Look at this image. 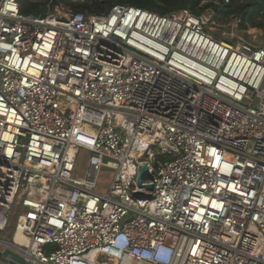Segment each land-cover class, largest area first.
Returning a JSON list of instances; mask_svg holds the SVG:
<instances>
[{"label": "built area", "instance_id": "obj_1", "mask_svg": "<svg viewBox=\"0 0 264 264\" xmlns=\"http://www.w3.org/2000/svg\"><path fill=\"white\" fill-rule=\"evenodd\" d=\"M47 1L0 0V243L29 264H264V31Z\"/></svg>", "mask_w": 264, "mask_h": 264}, {"label": "trees", "instance_id": "obj_2", "mask_svg": "<svg viewBox=\"0 0 264 264\" xmlns=\"http://www.w3.org/2000/svg\"><path fill=\"white\" fill-rule=\"evenodd\" d=\"M202 1L208 3L199 8ZM63 0V3L73 8L74 12L88 14H104L114 5H124L133 8L156 12L160 15H169L182 9H190L195 14L206 10L216 11L219 19L226 21L231 17L239 19L238 28L242 31L248 27L264 29V0H229V3L217 0ZM21 11L27 15H44L47 10V0L27 1L20 0ZM59 3L55 2L54 5ZM230 42V41H229ZM233 44V42H230Z\"/></svg>", "mask_w": 264, "mask_h": 264}, {"label": "rangeland", "instance_id": "obj_3", "mask_svg": "<svg viewBox=\"0 0 264 264\" xmlns=\"http://www.w3.org/2000/svg\"><path fill=\"white\" fill-rule=\"evenodd\" d=\"M68 2L62 3L58 5L56 10H59V14L62 16H66L68 14L74 13L73 8L67 6ZM208 1H202L199 5V8L204 7ZM214 3H218L215 0ZM264 21V18L262 19ZM240 23L239 19H235L234 17L229 18L228 20H224L223 18L220 20V23L214 29L213 33L220 38L221 40L233 42V44L239 43H250L253 45H260L262 40V32L264 30L258 28L248 27L246 30L242 31L238 28ZM95 129L92 127H88V134L94 136ZM89 159V153L85 151H81L77 161V168L76 174L80 175L86 171L87 168V161ZM102 178L100 179V186L99 189L101 191H106L108 181L112 179L114 172L111 170H103L102 171ZM19 214L17 211L15 213V217ZM2 237V236H0Z\"/></svg>", "mask_w": 264, "mask_h": 264}, {"label": "water", "instance_id": "obj_4", "mask_svg": "<svg viewBox=\"0 0 264 264\" xmlns=\"http://www.w3.org/2000/svg\"><path fill=\"white\" fill-rule=\"evenodd\" d=\"M150 178V174L148 172L147 167H143L141 169V176L138 180V186L142 187V183L144 180H147ZM147 189L152 190L153 187L151 185L147 186ZM136 197L138 199L143 200H150L152 197L151 195L145 194V193H138L136 194ZM0 246L4 247L2 243H0ZM8 245L4 247L3 251L0 253V264H29L25 258H23L18 253L14 252L12 249L7 247Z\"/></svg>", "mask_w": 264, "mask_h": 264}, {"label": "bare ground", "instance_id": "obj_5", "mask_svg": "<svg viewBox=\"0 0 264 264\" xmlns=\"http://www.w3.org/2000/svg\"><path fill=\"white\" fill-rule=\"evenodd\" d=\"M133 17H134V15H131V16L129 17V19L132 20ZM148 18H149V17H148ZM151 20H153V19H151ZM214 28H215V27H211L212 30H214ZM92 128H93V127H92ZM93 129H95V128H93ZM94 137H95V134H94V136H92V135H90V134L87 133L86 136H83L82 140L85 141V143H86L87 146L91 147V146H92V143H93V139H94ZM85 152H86V151H85Z\"/></svg>", "mask_w": 264, "mask_h": 264}, {"label": "flooded vegetation", "instance_id": "obj_6", "mask_svg": "<svg viewBox=\"0 0 264 264\" xmlns=\"http://www.w3.org/2000/svg\"><path fill=\"white\" fill-rule=\"evenodd\" d=\"M0 253H1V250H0Z\"/></svg>", "mask_w": 264, "mask_h": 264}]
</instances>
